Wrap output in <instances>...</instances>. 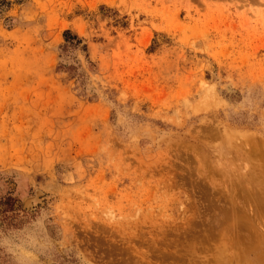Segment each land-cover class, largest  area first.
<instances>
[{
  "label": "rangeland",
  "instance_id": "1",
  "mask_svg": "<svg viewBox=\"0 0 264 264\" xmlns=\"http://www.w3.org/2000/svg\"><path fill=\"white\" fill-rule=\"evenodd\" d=\"M261 256L264 0H0V264Z\"/></svg>",
  "mask_w": 264,
  "mask_h": 264
},
{
  "label": "trees",
  "instance_id": "2",
  "mask_svg": "<svg viewBox=\"0 0 264 264\" xmlns=\"http://www.w3.org/2000/svg\"><path fill=\"white\" fill-rule=\"evenodd\" d=\"M65 38H66V41H70L71 43H73L72 41H73V39L72 38H74V40H76V41H78V39H77V37H72V35H71V33H69V32H66L65 33Z\"/></svg>",
  "mask_w": 264,
  "mask_h": 264
},
{
  "label": "bare ground",
  "instance_id": "3",
  "mask_svg": "<svg viewBox=\"0 0 264 264\" xmlns=\"http://www.w3.org/2000/svg\"><path fill=\"white\" fill-rule=\"evenodd\" d=\"M260 246V245H259ZM256 247V246H255ZM261 258L264 260V258L261 256ZM263 264V263H262Z\"/></svg>",
  "mask_w": 264,
  "mask_h": 264
}]
</instances>
